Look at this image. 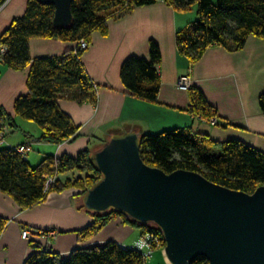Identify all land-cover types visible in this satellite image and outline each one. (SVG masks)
<instances>
[{"label":"trees","instance_id":"obj_1","mask_svg":"<svg viewBox=\"0 0 264 264\" xmlns=\"http://www.w3.org/2000/svg\"><path fill=\"white\" fill-rule=\"evenodd\" d=\"M7 1L0 0V7ZM162 1L185 13L197 8V17L176 33L179 53L189 57L191 64L200 61L212 46H222L233 52L243 50L250 37L264 41V0H74L73 21L65 27L54 25L55 6L29 0L24 15L15 19L0 36V67L21 72L28 70V92L16 100L15 115L36 123L43 130L37 140L59 146L78 139L80 127L62 111L61 100L78 104L98 103L96 87L83 64L82 57L88 49H81L82 42L90 45L92 35L98 32L108 36L110 20H120L137 8ZM43 38L71 43L76 48L61 57L32 59V39ZM150 46V60L133 57L124 62L121 80L136 98L156 103L161 91L159 66L162 56L159 45L154 42ZM1 49H5V53ZM259 97L264 113V93ZM192 100L191 111L195 116L208 121L217 116L202 92H192ZM16 127L15 119L0 105V137L7 138ZM109 139L103 140L98 148L101 149ZM28 145L33 152L32 144ZM3 146L0 145L3 148L0 149V193L7 194L23 210L44 202L50 193L75 189L85 197L102 179L101 172L91 160L96 150L85 149L77 156L48 155L34 167L26 159L29 153L22 155L16 148ZM140 146L144 162L167 174L182 169L195 171L214 184L248 194L264 186V152L240 140L219 143L206 134L180 128L144 135ZM49 177L58 178L47 190L45 183ZM83 210L94 220L81 233L83 238L90 239L97 231L107 228L111 221L120 218L124 225L140 231L144 238L149 237L150 257L146 256V250L140 251L136 247L140 241L128 249L112 241L104 246L76 248L68 258H62L48 245L31 239L34 252L24 264H147L155 252L162 254L166 247L165 236L155 224H139L114 210L98 213L89 211L85 205ZM7 223L8 220L0 218V235ZM192 264L208 262L199 258Z\"/></svg>","mask_w":264,"mask_h":264},{"label":"crops","instance_id":"obj_2","mask_svg":"<svg viewBox=\"0 0 264 264\" xmlns=\"http://www.w3.org/2000/svg\"><path fill=\"white\" fill-rule=\"evenodd\" d=\"M28 1L8 0L0 7V36L15 19L24 15ZM186 16L185 12L162 1L137 8L120 20H110L108 36L99 32L92 35L82 60L96 87L98 103L59 102L62 111L80 127L79 137L59 146L52 144L48 155L77 156L85 149H99L103 140L114 135L137 133L142 137L180 128L206 134L219 143L240 140L264 152V113L259 105V96L264 93V41L250 37L243 50L233 52L212 46L200 61L191 64L176 45L177 31L195 19ZM154 42L160 46L162 56L161 91L156 103L136 98L121 80L124 62L133 57L150 60V45ZM75 48L74 44L55 39H32L30 43L32 59L61 57ZM0 68V105L17 123L16 131L8 135H14L13 139L5 137L3 145L11 149L25 143L33 146V139L39 138L43 130L22 118L20 125L14 107L16 100L28 92V70ZM182 76L191 77L192 90L178 89ZM195 91L202 92L217 112L212 120L201 119L191 111ZM213 120L217 121L215 125ZM41 144L42 147L47 145ZM43 158L30 154L26 157L34 167ZM83 202L79 191L72 189L50 193L44 202L23 210L7 194L0 193V218L8 220L0 235V264H24L30 257L34 252L32 241L22 238L23 231L29 229L34 233L32 239L48 245L62 258H68L76 248L104 246L110 241L130 248L139 242L141 232L124 225L120 218L90 239L83 238L81 233L94 221L92 215L83 210ZM51 230H55L57 236L52 241L43 239L40 233ZM160 256L167 262L164 252Z\"/></svg>","mask_w":264,"mask_h":264},{"label":"water","instance_id":"obj_3","mask_svg":"<svg viewBox=\"0 0 264 264\" xmlns=\"http://www.w3.org/2000/svg\"><path fill=\"white\" fill-rule=\"evenodd\" d=\"M38 1L55 6V26L72 24L74 0ZM140 140L137 133L114 135L93 153L102 179L85 195V207L158 226L167 264H264V186L248 194L195 171L167 174L144 162Z\"/></svg>","mask_w":264,"mask_h":264},{"label":"built area","instance_id":"obj_4","mask_svg":"<svg viewBox=\"0 0 264 264\" xmlns=\"http://www.w3.org/2000/svg\"><path fill=\"white\" fill-rule=\"evenodd\" d=\"M88 48V44L86 42H82L81 44V49H84V50H87ZM5 49H1V52L5 53ZM177 87L178 89H181L183 91H190L191 88H192V79L191 77H185V76H182L180 78V80L178 81V84H177ZM217 123L216 120H213V125H215ZM0 145H3V143H5V137L2 135L0 137ZM17 152H19L20 154L22 155H26L30 152H32V148H31V145H25V146H18V147H15ZM58 177H49L48 180L46 181V188L47 190H49V188L53 185V183L56 181ZM42 235V238L47 240V241H52L56 235V232L54 230H51L50 232L48 233H44V232H41L40 233ZM34 237V233L33 231H31L30 229L29 230H24L23 233H22V238L26 241H31V239ZM148 239L149 237L147 238H142L141 241L136 245V247L141 251V250H146V256L147 257H150V254L152 253V249L151 247L149 246V243H148ZM151 239H153L151 237ZM125 249H128V248H125Z\"/></svg>","mask_w":264,"mask_h":264},{"label":"rangeland","instance_id":"obj_5","mask_svg":"<svg viewBox=\"0 0 264 264\" xmlns=\"http://www.w3.org/2000/svg\"><path fill=\"white\" fill-rule=\"evenodd\" d=\"M185 15H187L188 17H191V18H196L197 17V8L195 7V8H192L189 12H186L185 13ZM186 16V17H187ZM90 45L88 44V47H89ZM88 49V48H87ZM181 78V77H180ZM180 80V79H179ZM191 90H192V88H191ZM24 121H27V120H25L24 119ZM18 122H19V124L20 125H22L23 124V121H22V119H18ZM29 123H31L34 127L36 126V128H38V129H40V127L35 123H33V122H30L29 121ZM41 130V129H40ZM13 137H14V135L12 136V135H10V136H7V138L8 139H13ZM4 147V146H3ZM50 147H53V145L52 144H49V143H47V145H45V147H42V144H41V142L39 141V140H37V138L36 139H33V152H31V153H29L30 155H33L34 157H37V156H42V157H47L48 156V152H50V151H48L47 152V150L50 148ZM4 148H6V147H4ZM0 149H3V148H0ZM46 153V156H44V154ZM28 154V155H29ZM34 162V161H33ZM35 165L37 164V163H34ZM84 198V197H83ZM83 200V199H82ZM55 231V230H54ZM43 232H46V231H43ZM48 232H50V231H48ZM56 232V231H55ZM57 232H56V235H55V237L57 236ZM54 237V238H55ZM135 238V236H133V237H131L130 239H129V241H128V244H131V242H132V240ZM142 238H144L143 236L141 237V239ZM141 239L139 240V241H141ZM134 247V246H133ZM147 264H167V262L165 261V259L163 260L162 259V257L160 256V252H155L152 256H151V258H149L148 259V263Z\"/></svg>","mask_w":264,"mask_h":264},{"label":"clouds","instance_id":"obj_6","mask_svg":"<svg viewBox=\"0 0 264 264\" xmlns=\"http://www.w3.org/2000/svg\"><path fill=\"white\" fill-rule=\"evenodd\" d=\"M164 251V250H163Z\"/></svg>","mask_w":264,"mask_h":264}]
</instances>
